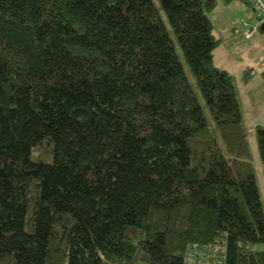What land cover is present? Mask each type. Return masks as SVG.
Masks as SVG:
<instances>
[{"label": "trees", "instance_id": "trees-1", "mask_svg": "<svg viewBox=\"0 0 264 264\" xmlns=\"http://www.w3.org/2000/svg\"><path fill=\"white\" fill-rule=\"evenodd\" d=\"M214 5L0 0V264H183L221 236L225 264H264Z\"/></svg>", "mask_w": 264, "mask_h": 264}, {"label": "rangeland", "instance_id": "rangeland-1", "mask_svg": "<svg viewBox=\"0 0 264 264\" xmlns=\"http://www.w3.org/2000/svg\"><path fill=\"white\" fill-rule=\"evenodd\" d=\"M207 15L218 40L212 51V62L231 76L264 212V165L259 159L255 134L257 125L264 126V76L261 74L264 66V32L257 23L261 14L252 11L246 0H215L213 9ZM253 24L257 26L256 33L250 38H242L238 30ZM177 51L185 72L192 80L178 47ZM253 248L264 250V242L255 244Z\"/></svg>", "mask_w": 264, "mask_h": 264}, {"label": "built area", "instance_id": "built-area-1", "mask_svg": "<svg viewBox=\"0 0 264 264\" xmlns=\"http://www.w3.org/2000/svg\"><path fill=\"white\" fill-rule=\"evenodd\" d=\"M252 11L261 14L259 26L264 23V0H247ZM246 25V22L243 21ZM237 28V27H236ZM238 29V28H237ZM257 31L255 24L238 30L242 38H250ZM226 242L223 236L208 243H190L185 250L183 264H225Z\"/></svg>", "mask_w": 264, "mask_h": 264}, {"label": "water", "instance_id": "water-1", "mask_svg": "<svg viewBox=\"0 0 264 264\" xmlns=\"http://www.w3.org/2000/svg\"><path fill=\"white\" fill-rule=\"evenodd\" d=\"M260 29H261L262 31H264V23H262V24L260 25Z\"/></svg>", "mask_w": 264, "mask_h": 264}, {"label": "crops", "instance_id": "crops-1", "mask_svg": "<svg viewBox=\"0 0 264 264\" xmlns=\"http://www.w3.org/2000/svg\"><path fill=\"white\" fill-rule=\"evenodd\" d=\"M261 30V29H260ZM264 32V31H263Z\"/></svg>", "mask_w": 264, "mask_h": 264}]
</instances>
